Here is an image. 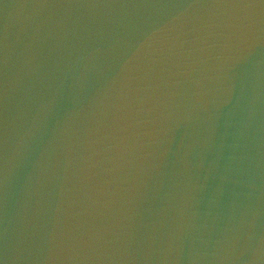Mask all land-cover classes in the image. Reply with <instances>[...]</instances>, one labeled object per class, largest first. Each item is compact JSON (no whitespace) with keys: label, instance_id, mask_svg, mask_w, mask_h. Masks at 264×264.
Instances as JSON below:
<instances>
[{"label":"water","instance_id":"water-1","mask_svg":"<svg viewBox=\"0 0 264 264\" xmlns=\"http://www.w3.org/2000/svg\"><path fill=\"white\" fill-rule=\"evenodd\" d=\"M0 264H264V0H0Z\"/></svg>","mask_w":264,"mask_h":264}]
</instances>
